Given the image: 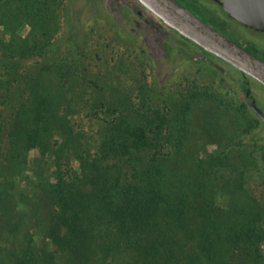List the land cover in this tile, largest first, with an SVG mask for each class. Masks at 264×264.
Returning <instances> with one entry per match:
<instances>
[{
  "label": "trees",
  "instance_id": "16d2710c",
  "mask_svg": "<svg viewBox=\"0 0 264 264\" xmlns=\"http://www.w3.org/2000/svg\"><path fill=\"white\" fill-rule=\"evenodd\" d=\"M52 2L51 7L50 0H0V264H58L53 246L60 244L69 249L67 264H90L87 252L103 262L112 259L108 264H252L258 218L233 217L215 204L210 176L216 163L194 151L211 134L193 108L183 118L182 151L169 154L162 152L163 140L147 136V118L136 126L126 119L104 124L89 142L57 114L39 74L11 88L19 80V61L49 49L51 16L61 6V0ZM148 21L153 31H165L158 20ZM24 24L26 35L20 33ZM166 35L186 47V39ZM166 38L168 53L173 46ZM63 131L71 135L55 142ZM140 145L154 148L138 156L132 149ZM61 158L65 164L78 160V175L86 177L88 188L78 185V175L63 168ZM27 170L31 198L13 191Z\"/></svg>",
  "mask_w": 264,
  "mask_h": 264
},
{
  "label": "rangeland",
  "instance_id": "374dc122",
  "mask_svg": "<svg viewBox=\"0 0 264 264\" xmlns=\"http://www.w3.org/2000/svg\"><path fill=\"white\" fill-rule=\"evenodd\" d=\"M177 1L225 36L235 38L264 57V34L232 22L213 1ZM149 19L158 20L165 31H153ZM50 25L53 31L46 55L19 61L20 76H14L19 80L11 88H19L26 77L39 74L57 114L87 134L89 142L101 135L104 124L109 126L126 119L136 126L147 118L151 120L147 136L163 140L162 152L169 154L182 151L183 118L193 108L201 125L205 124L211 134L208 143L194 150L199 158L207 156L216 163L210 176L211 197L230 216L258 218L254 227L260 235L250 244L254 258L251 263L264 264V124L243 107L223 72L207 69L200 63L197 53L190 50V47L196 50L190 41L183 39L184 47L166 38V33L180 36L136 0H61ZM28 30L24 24L20 33L26 35ZM164 38L173 46L168 53L162 44ZM213 60L227 69L224 63ZM260 106L264 108L261 103ZM3 109L9 112V107ZM69 134L63 131L53 140L64 142ZM153 148L140 145L132 151L140 156ZM157 152L161 155V145ZM56 158L54 154L53 162ZM33 159L29 150L30 167ZM60 164L72 176L78 175V160L71 159L65 164L61 158ZM133 165L141 168L139 161H133ZM28 176L31 179L29 170L16 179L13 191L24 192L31 198ZM78 185L88 188L86 177L78 175ZM63 232L64 228L60 236ZM53 248L58 264H67L69 249L64 244ZM88 259L90 264L112 261L103 262L91 252L86 254L85 260Z\"/></svg>",
  "mask_w": 264,
  "mask_h": 264
},
{
  "label": "water",
  "instance_id": "95a60500",
  "mask_svg": "<svg viewBox=\"0 0 264 264\" xmlns=\"http://www.w3.org/2000/svg\"><path fill=\"white\" fill-rule=\"evenodd\" d=\"M136 1L179 36L264 85V60L220 33L177 0ZM213 1L242 26L264 32V0ZM250 107L264 121V112L256 103H251Z\"/></svg>",
  "mask_w": 264,
  "mask_h": 264
},
{
  "label": "flooded vegetation",
  "instance_id": "af4514ba",
  "mask_svg": "<svg viewBox=\"0 0 264 264\" xmlns=\"http://www.w3.org/2000/svg\"><path fill=\"white\" fill-rule=\"evenodd\" d=\"M210 1H213V0H210ZM213 2H215V1H213ZM216 5H217V3H216ZM217 6L221 7L219 4ZM137 14H140V11L139 10H137ZM231 21L232 22H237L235 20H231ZM245 28L248 29V30H250V31H252L253 33L264 34L263 31H255V30H253L251 28H248V27H245ZM175 34H177V33L175 32ZM181 38H183V37H181ZM233 41H235L239 45L243 46L244 48L248 49L253 54H255L257 57H259L262 60H264V57L263 56L258 55V53L256 51H254L253 49L245 46L240 41L236 40L235 38H233ZM195 46H196V51H197V58L200 61V63L202 61L203 64L205 65V67H207V69H210V70H215V69H218L219 70L220 69L221 72H223L225 81L227 82L228 86H230L232 88L233 92L238 96V98L241 100V102L246 105V108L253 114V116L260 123L264 124V121H262L259 118V116L250 107V104L253 103V102H255L256 105L264 112V108H262L260 106V103L264 105V100L262 99L264 97V94L262 93V92H264V85L260 84L257 80H255V79L247 76L246 74L238 71L236 68H234L233 66H231L229 63L223 61L222 59L218 58L217 56H215V55H213L211 53H208V52L203 51L197 45H195ZM213 58H215L218 61L224 63L227 66V69L225 70V69L221 68L217 64V62L215 60H213ZM231 68L234 69L235 72ZM243 86L245 87L244 92H242L240 90L241 87H243Z\"/></svg>",
  "mask_w": 264,
  "mask_h": 264
}]
</instances>
